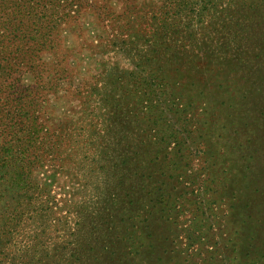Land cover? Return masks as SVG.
<instances>
[{"label": "rangeland", "instance_id": "rangeland-1", "mask_svg": "<svg viewBox=\"0 0 264 264\" xmlns=\"http://www.w3.org/2000/svg\"><path fill=\"white\" fill-rule=\"evenodd\" d=\"M110 1L41 53L63 146L32 171L0 264H264V0ZM165 53L199 69L169 73L159 108L144 59Z\"/></svg>", "mask_w": 264, "mask_h": 264}, {"label": "trees", "instance_id": "trees-1", "mask_svg": "<svg viewBox=\"0 0 264 264\" xmlns=\"http://www.w3.org/2000/svg\"><path fill=\"white\" fill-rule=\"evenodd\" d=\"M109 3L110 0H0V244L10 234L12 219L32 211L28 202L32 198V171L63 146V140L52 139L53 133L46 127L52 106L48 97L57 91L60 69L46 65L41 53L53 48L63 26L69 27L84 13L111 14L107 10ZM163 29L165 34L169 25ZM151 40L150 46L160 43ZM163 57L162 63L144 57L151 68L148 95L159 108L169 106L174 96V77L169 73L180 72L183 65L189 72L193 63L199 69L195 57L181 59L171 53ZM155 68L161 71L158 78L152 72ZM24 74L29 77L28 83L23 82ZM188 107L190 111L193 104L189 102ZM184 117L189 118L187 114Z\"/></svg>", "mask_w": 264, "mask_h": 264}]
</instances>
